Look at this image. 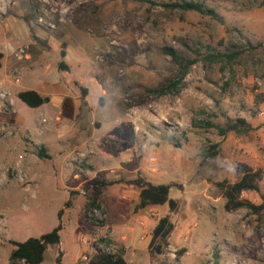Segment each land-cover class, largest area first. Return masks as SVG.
Here are the masks:
<instances>
[{
  "label": "rangeland",
  "instance_id": "obj_1",
  "mask_svg": "<svg viewBox=\"0 0 264 264\" xmlns=\"http://www.w3.org/2000/svg\"><path fill=\"white\" fill-rule=\"evenodd\" d=\"M200 1L217 16L135 0L4 2L0 48L28 51L18 59L28 65L18 87L38 88L46 76L67 82L70 96L83 101L78 116L68 117L74 120L67 129L55 131L50 157L28 172V180L18 179L13 166L4 177L0 174V181L23 185L0 193V264L10 263L11 239L39 237L59 224V211H65L69 198L60 186V169L79 173L82 188L76 191L85 201L81 216L74 217L75 227L66 223L63 212L61 241L49 245L39 264H91L107 246L112 251L124 246L133 264H170L173 251L178 264H264V217L247 208L228 210L220 186L260 168L264 192V0ZM233 45L246 52L231 61L204 59L210 51L224 53ZM165 46L175 47L184 59L199 57L176 94L151 90L180 76V66L164 53ZM62 48L70 66L67 74L58 68ZM36 59L42 63L34 67ZM17 104L30 121L22 128L25 133L47 113L20 99ZM238 117H245L252 129L222 134L220 129H229ZM97 146L112 159L95 160ZM75 147L83 155L71 170L64 160ZM138 175L154 183H176L170 196L178 200L177 208L172 211L168 203L139 207L140 189L133 184L94 183ZM89 197L101 204L92 206L98 224L90 220ZM242 197L260 201L253 190ZM164 215L175 228L164 252L156 254L149 243Z\"/></svg>",
  "mask_w": 264,
  "mask_h": 264
},
{
  "label": "trees",
  "instance_id": "obj_2",
  "mask_svg": "<svg viewBox=\"0 0 264 264\" xmlns=\"http://www.w3.org/2000/svg\"><path fill=\"white\" fill-rule=\"evenodd\" d=\"M142 2H149L152 5H160L172 9H182L184 11L195 10L200 13H209L212 16H217L215 9L207 7L204 2L200 0H135ZM234 49L230 51L220 53L210 51L203 55L198 53V56L203 55L204 59L210 63L219 62L224 58L229 61L237 58L239 55L246 52V49L241 46L233 45ZM164 53L172 57V59L179 64L180 76L175 79H169L168 82L163 83L157 88L151 89L153 92L159 94L178 93L181 84L185 76L189 73L190 67L199 60V57L184 59L179 51L173 46H165L163 48ZM61 60L58 62V68L61 70H69L70 66L65 60L66 50L64 48L60 51ZM86 93L87 89L83 88ZM18 97L31 107H38L50 100L49 96H42L38 91L34 89L21 90L18 92ZM75 104L72 98L67 97L63 101V111L65 115H71L74 111ZM208 126H215L210 120H207ZM235 130L239 133H247L252 129V125L245 117H238L230 126L229 129H220L222 134H225L227 130ZM41 156H48L44 149L40 150ZM263 179L262 169L246 170L238 180L234 182L222 181L220 186L226 197V208L228 210L247 208L251 213L258 215V217H264V192L261 190V180ZM125 183L133 184L139 187V207H146L150 205H163L168 203L172 211L178 206V200L170 196L171 189L176 186V183L163 182L154 183L145 177L138 175L134 178L122 177L114 181H106L104 179L95 180V184L107 185L112 183ZM253 190L260 194V201L255 202L248 198L242 197L244 191ZM70 200L66 202V205H70ZM88 207L101 206L97 197L88 198ZM63 209L59 211V224L51 231L42 234L39 237H29L26 240L11 239L13 248L10 252L9 264H39L45 258V253L51 244L59 243L61 241V230L64 228L65 223L63 221ZM175 223L171 220L169 215L160 217L155 224L149 248L153 253L162 254L164 248L169 244V239L174 231ZM185 249L179 250V254H183ZM218 254L216 253V257ZM218 262V261H216ZM91 264H133L126 257V248L124 246L119 247L115 251L108 253H101L91 261ZM203 264V263H202Z\"/></svg>",
  "mask_w": 264,
  "mask_h": 264
},
{
  "label": "crops",
  "instance_id": "obj_3",
  "mask_svg": "<svg viewBox=\"0 0 264 264\" xmlns=\"http://www.w3.org/2000/svg\"><path fill=\"white\" fill-rule=\"evenodd\" d=\"M4 2H7V0H0V10L4 7ZM1 35V32H0ZM19 37H24V35H21ZM6 47V48H5ZM11 47L13 45H5L3 48H0V80L4 82V84L12 91V99L14 104V111H11V114H2L0 113V122H6L10 123L11 125L15 126L16 128H19L18 132L15 135L4 137L0 136V174H3V177L5 176V170L9 166L17 167L18 165L24 166L29 174L31 175L32 169L35 165H40L42 162H44L45 159L49 158L51 155V149L54 148V134L56 130H59V128L66 130V126L72 123L74 119H68L70 116H78L79 113L78 109L80 107L81 98H73L70 96L69 92V85L67 82L65 83L59 82V79H56L54 81H51L46 76H43L41 84H38V88H20L18 87L19 84L22 83V71H26L28 68V65L26 62L18 61L17 63H13L11 61V57H14L13 52L11 51ZM10 54V55H9ZM68 58V56H67ZM37 61V63H36ZM35 66L37 67L41 62V60L36 59L35 60ZM39 63V64H38ZM48 70H51V68H48ZM59 70V69H58ZM20 73V75H17V73ZM60 72V71H59ZM66 74L67 72H70L69 70L64 71ZM19 76L20 81L17 82L15 78ZM60 77V76H59ZM66 77V76H63ZM68 87V88H67ZM27 89H34L38 91L42 96H49L50 100L48 102L43 103L42 105L34 108H45L46 112L44 116L46 115L48 118V122L45 124L41 123L40 118H36L37 127H32L30 130H27L26 133L23 132L22 128H24L25 125H27L30 121L28 119L27 114H22L18 112V104L17 100L20 99L18 97V92L21 90H27ZM70 93V94H69ZM70 97L73 99L75 104V110L71 115H65L64 113H59V108L63 109V101L65 98ZM21 100V99H20ZM25 103V102H24ZM26 104V103H25ZM86 113H82L81 116L84 117ZM55 117H59V121L55 120ZM249 122V121H248ZM27 123V124H26ZM66 128V129H65ZM65 131H62L64 133ZM81 137H78L77 141L80 140ZM78 144V142H77ZM76 145V144H75ZM40 146L41 149L45 150V153L48 156H41L40 151L36 152L35 147ZM77 146V145H76ZM27 148V154L23 159H19V154L24 152V148ZM67 147L59 148L58 153L59 155H64L66 152ZM75 149L71 152V154L66 157L64 160V164L67 167H70L71 170L74 169V164L76 161H74L73 157L75 154ZM40 149V150H41ZM98 153L96 154V158L101 160H106L107 162L110 161L109 159H112L110 154H105V151L102 150V147L97 146ZM97 152V151H96ZM73 159V164L69 165L68 161ZM92 164V163H91ZM94 167V164L91 165ZM123 166H120V168ZM99 173V172H98ZM97 173V174H98ZM109 177L110 174H105ZM106 177V179H109ZM59 178L61 180L60 186L64 189L65 193L69 194V198L66 200H70V205L64 204V217L66 223L68 225H73L74 227L76 224L73 223L74 217L81 216L82 214V202L85 201V197L83 195H80L76 190H80L82 185L80 183H77L79 178V173H75L73 176L65 171V170H59ZM94 178V177H93ZM0 181V193L3 189L8 188L11 192H15L20 186H23L19 183H17L14 180H8V179H1ZM16 182V183H15ZM66 194V195H67ZM2 234V232H0Z\"/></svg>",
  "mask_w": 264,
  "mask_h": 264
},
{
  "label": "built area",
  "instance_id": "obj_4",
  "mask_svg": "<svg viewBox=\"0 0 264 264\" xmlns=\"http://www.w3.org/2000/svg\"><path fill=\"white\" fill-rule=\"evenodd\" d=\"M10 49L17 59H20V60L24 59L28 55V51L26 47H11ZM15 80L19 82L20 81L19 76H17ZM12 94H13L12 91L4 84L3 81L0 80V113L11 114L10 112L14 111ZM263 113L264 111L260 110V114H263ZM46 122H47V117L43 116L41 119V123L45 124ZM17 132H18V128L11 125L10 123L0 122V136L8 137V136L15 135ZM27 151L28 150L25 147L24 152L20 153L18 158L20 160L23 159L26 156ZM79 155L82 156L83 153L79 150L75 151V154L73 157L74 161L77 160V156ZM73 159L68 161L69 165L73 164ZM14 174L18 179L22 181L28 180L29 178L28 170L22 165H18L17 167H15ZM96 212H97V209L95 207H92L89 211V215L91 217L90 220L93 223L98 224L100 222V217L98 219ZM102 250L103 251H101V253H108L112 251L110 246H107L106 248H103ZM177 260L178 259L176 256V251L171 252V258H170L171 263L170 264H178Z\"/></svg>",
  "mask_w": 264,
  "mask_h": 264
}]
</instances>
